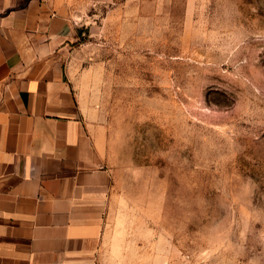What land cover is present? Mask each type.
<instances>
[{"label": "rangeland", "instance_id": "1", "mask_svg": "<svg viewBox=\"0 0 264 264\" xmlns=\"http://www.w3.org/2000/svg\"><path fill=\"white\" fill-rule=\"evenodd\" d=\"M91 16L68 71L108 143L113 237L145 264H264V0Z\"/></svg>", "mask_w": 264, "mask_h": 264}, {"label": "crops", "instance_id": "2", "mask_svg": "<svg viewBox=\"0 0 264 264\" xmlns=\"http://www.w3.org/2000/svg\"><path fill=\"white\" fill-rule=\"evenodd\" d=\"M113 1L0 0V264L149 260L113 237L108 143L68 71L77 31Z\"/></svg>", "mask_w": 264, "mask_h": 264}]
</instances>
